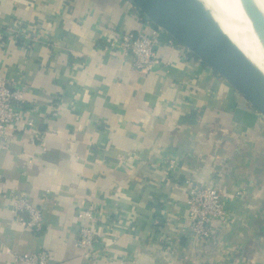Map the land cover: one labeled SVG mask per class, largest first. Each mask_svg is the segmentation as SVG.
Segmentation results:
<instances>
[{"label":"crops","instance_id":"0c3cea01","mask_svg":"<svg viewBox=\"0 0 264 264\" xmlns=\"http://www.w3.org/2000/svg\"><path fill=\"white\" fill-rule=\"evenodd\" d=\"M119 31L157 27L129 0H0V75L38 113L0 147V264L39 250L90 264L74 247L81 203L109 233L94 264H264V116L166 34L152 71L134 73L102 51ZM186 179L221 194L206 239L185 230ZM19 198L40 230L12 214Z\"/></svg>","mask_w":264,"mask_h":264},{"label":"built area","instance_id":"2783aa9c","mask_svg":"<svg viewBox=\"0 0 264 264\" xmlns=\"http://www.w3.org/2000/svg\"><path fill=\"white\" fill-rule=\"evenodd\" d=\"M164 34L157 28L154 36L145 33L133 34L129 31L113 33L102 46L105 53H113L123 58H130V68L136 74H147L152 71L156 62V47L160 43L159 36ZM14 35L9 38L15 39ZM171 38L167 44H175ZM185 52L189 55L185 49ZM199 62V61H198ZM24 98V89L12 88L0 75V147L6 146L9 133L8 129L23 123L26 127L33 126L32 118L36 116L37 109L34 105H27ZM167 167L175 170V161L168 160ZM188 189L184 201L185 208V230L192 236L206 239L211 232L213 222L226 218V210L222 203L221 194L215 187H202L192 180L186 179L184 183ZM236 193L235 196H239ZM11 212L17 217L25 213V218H18V223L34 231L42 228L41 211L30 204L25 198H19L11 204ZM77 217L83 222L79 226L74 247L80 256L90 264L106 260L105 237L98 233V223L101 221L97 206L81 203L77 211ZM15 262L22 264H50L49 254L45 250H39L28 255L13 256Z\"/></svg>","mask_w":264,"mask_h":264},{"label":"water","instance_id":"95a60500","mask_svg":"<svg viewBox=\"0 0 264 264\" xmlns=\"http://www.w3.org/2000/svg\"><path fill=\"white\" fill-rule=\"evenodd\" d=\"M169 38L237 90L264 116V80L224 44L196 0H129ZM264 54V11L258 0H236Z\"/></svg>","mask_w":264,"mask_h":264},{"label":"bare ground","instance_id":"6f19581e","mask_svg":"<svg viewBox=\"0 0 264 264\" xmlns=\"http://www.w3.org/2000/svg\"><path fill=\"white\" fill-rule=\"evenodd\" d=\"M224 44L264 80V54L236 0H196ZM264 11V0H258Z\"/></svg>","mask_w":264,"mask_h":264},{"label":"trees","instance_id":"16d2710c","mask_svg":"<svg viewBox=\"0 0 264 264\" xmlns=\"http://www.w3.org/2000/svg\"><path fill=\"white\" fill-rule=\"evenodd\" d=\"M164 35H165V34H164ZM165 36H166V38H167L166 40H168L169 37H168L167 35H165ZM174 43L177 44L176 42H174ZM194 58L197 59L195 56H194ZM190 118H191V117L187 118V120H189ZM202 187H204V186H202Z\"/></svg>","mask_w":264,"mask_h":264}]
</instances>
